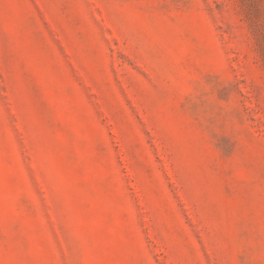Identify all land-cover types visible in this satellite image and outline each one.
Masks as SVG:
<instances>
[{
	"label": "rangeland",
	"instance_id": "1",
	"mask_svg": "<svg viewBox=\"0 0 264 264\" xmlns=\"http://www.w3.org/2000/svg\"><path fill=\"white\" fill-rule=\"evenodd\" d=\"M0 264H264V0H0Z\"/></svg>",
	"mask_w": 264,
	"mask_h": 264
}]
</instances>
